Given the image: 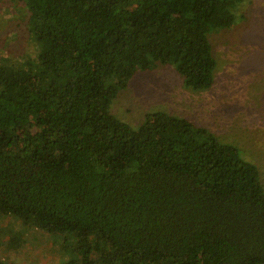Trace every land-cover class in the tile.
Here are the masks:
<instances>
[{
    "label": "trees",
    "instance_id": "16d2710c",
    "mask_svg": "<svg viewBox=\"0 0 264 264\" xmlns=\"http://www.w3.org/2000/svg\"><path fill=\"white\" fill-rule=\"evenodd\" d=\"M16 1L34 51L0 60V217L71 238L65 264H264V188L236 146L109 110L157 64L209 90L208 35L243 0Z\"/></svg>",
    "mask_w": 264,
    "mask_h": 264
},
{
    "label": "rangeland",
    "instance_id": "374dc122",
    "mask_svg": "<svg viewBox=\"0 0 264 264\" xmlns=\"http://www.w3.org/2000/svg\"><path fill=\"white\" fill-rule=\"evenodd\" d=\"M233 13L230 28L208 35L216 64L209 90L186 89L157 64L136 74L109 110L134 129L154 111L207 128L257 167L264 188V0H243ZM28 17L21 3L0 0V60L33 54ZM71 240L0 217V261L8 264H65L77 257Z\"/></svg>",
    "mask_w": 264,
    "mask_h": 264
}]
</instances>
